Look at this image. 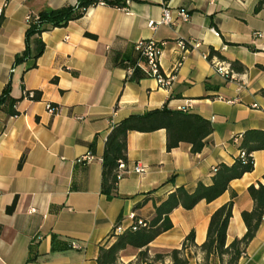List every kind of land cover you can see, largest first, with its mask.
I'll return each mask as SVG.
<instances>
[{
  "label": "crops",
  "instance_id": "0c3cea01",
  "mask_svg": "<svg viewBox=\"0 0 264 264\" xmlns=\"http://www.w3.org/2000/svg\"><path fill=\"white\" fill-rule=\"evenodd\" d=\"M257 1L97 3L64 26L42 31L36 37L44 42L42 53L16 62L25 48L27 16L73 0H0V93L9 83L11 95L18 98L17 114L8 116L0 109V264H97L99 247L115 239L111 234L119 217L124 227L131 223V213L147 219L152 202L175 186L209 184L216 164L234 160L239 153L235 136L249 128L264 129V7L254 11ZM165 6L173 18L185 10L189 19L150 28L148 21L159 20ZM34 39L29 42L31 53ZM140 39L162 43L159 65L165 76L171 75L169 84L152 76L129 80L126 68L113 64L114 51L130 54ZM211 49L222 57H209ZM231 61L245 69L233 70ZM218 65L227 73L217 70ZM24 90H34L39 98L25 97ZM47 102L57 106L55 112L46 109ZM164 105L211 122L213 130L203 148L193 153L189 143L180 142L167 150L164 128L129 131L124 174L116 195L107 198L100 182L111 126L129 114ZM87 151L94 157L79 162ZM252 157L253 169L232 179L218 197L170 212L172 226L145 247L148 263L132 246L120 251L118 263L173 264L169 255L154 256L180 248L193 230L196 246L190 255L183 253L186 264H219L217 258L205 262L199 247L211 213L232 192L225 244L245 233L241 212L253 207L248 185L264 182V149L253 151ZM136 164L144 167L142 172L134 170ZM147 195V201L135 208ZM14 199V209L8 212ZM71 242L81 247L72 248ZM226 259L224 255L223 264ZM237 264H264V215Z\"/></svg>",
  "mask_w": 264,
  "mask_h": 264
},
{
  "label": "trees",
  "instance_id": "16d2710c",
  "mask_svg": "<svg viewBox=\"0 0 264 264\" xmlns=\"http://www.w3.org/2000/svg\"><path fill=\"white\" fill-rule=\"evenodd\" d=\"M98 1L77 0L76 5L67 4L57 8L40 10L36 13L37 18L31 15L25 30V48L21 54L16 56L15 61L19 62L27 57L37 58L44 49V42L36 38L42 31L56 26H64L68 21L81 17L88 6L95 5ZM101 1L111 6H123L125 4V0ZM263 7L264 0H258L254 11H258ZM85 34L95 37L94 34L89 32H85ZM32 37L35 38V42L31 53L29 42ZM213 54L222 57L216 50L211 49L209 57ZM112 61L113 64L124 68L133 65L132 73L127 75L129 80L139 81L144 77L150 76L145 61L140 58V52L135 49L134 44L130 54L122 53L120 50L114 51ZM230 66L235 71H243L245 69V66L239 61H231ZM38 98L39 93L35 92L30 99ZM17 101L18 98L11 95L10 84L7 83L0 93V109L4 110L8 116L15 115L17 114L15 108ZM159 128L166 130L167 150L177 146L180 142H187L190 144V150L193 153L199 152L203 148L206 137L213 130L211 122L199 114L186 112L181 109H171L166 105L161 108L148 110L142 114H129L120 119L108 131L102 152L100 190L107 198L116 195V184L124 174L119 165L123 163L125 167L128 161L127 133L132 130L153 131ZM235 137L239 139L237 147L239 151L244 152L243 156L238 153L230 164L224 162L216 164L211 170V182L209 184L198 181L192 189H188L183 185L175 186L164 198L159 201H153V211L149 218L143 219V223L138 224L136 222L138 217L135 216L133 221L122 232L114 235L115 239L112 243L99 247L97 264H119V253L127 246L139 248V259L148 263L145 247L157 235L172 226L169 214L174 208L181 206L185 209H190L202 199L209 202L228 189L229 182L232 179L239 178L245 172L251 171L254 166L252 152L264 149V129L249 128ZM22 162L23 156L19 159L18 166ZM247 192L253 200V207L251 210H243L241 212L246 231L240 238H234L228 245L225 244L226 230L231 217L235 193L232 192L231 198L211 213L206 238L199 247L204 253L205 262H213L212 259L217 258L219 264H223L224 255H227L225 264H237L246 245L254 237L264 215V182L258 181L257 183L249 184ZM148 198L149 195L143 201L136 203L135 208L143 205ZM14 206L15 199L6 210L11 212ZM119 222L120 217L115 225ZM195 246L194 232L190 230L180 248H173L165 253H157L154 257L162 258L164 255H169L173 264H186L187 258L183 256V253L188 251L187 254L190 255V248Z\"/></svg>",
  "mask_w": 264,
  "mask_h": 264
},
{
  "label": "built area",
  "instance_id": "2783aa9c",
  "mask_svg": "<svg viewBox=\"0 0 264 264\" xmlns=\"http://www.w3.org/2000/svg\"><path fill=\"white\" fill-rule=\"evenodd\" d=\"M130 0H125V3H129ZM98 3H103L101 0L98 1ZM77 4V0H73L72 5H76ZM178 19L180 21H187L189 19V14L185 11V10H179L178 11ZM34 15L35 18H37L36 14H31ZM31 15L27 16V22L30 20ZM176 18H173L171 15L170 10L168 9V7H163L162 10V16L159 20L154 21V20H149L147 25L154 29L157 27V25L159 24H172L175 25L177 24V20ZM181 45L184 46V43L181 42ZM135 49L138 50L140 52V58L143 59L145 61V65L146 68L150 74V76L154 77L157 82H159L160 84H169V80L171 79V75L165 76V74H163V72L160 69V65H159V54L161 51V46L162 43L157 42L153 39H140L137 40L134 43ZM218 62H215V64ZM133 70V65H129L128 67H126V72L127 75H130L132 73ZM217 70H219L220 72L226 74L227 70L222 67L221 65L217 66ZM34 90H24L23 94L25 97L27 98H32L34 96ZM46 109L49 112H55L57 109V106L52 104L51 102H47L45 104ZM240 155H244L243 151H239ZM94 157L93 153L91 151H87L86 153L82 154L81 156H79V158L77 159L79 162H83V163H87L89 162L92 158ZM124 165L123 163H120L119 168H123ZM144 169V167L140 164H136L134 167V170L136 172H142ZM34 210V209H31ZM131 222L133 221V219L135 218L134 213H131L129 215ZM136 222L138 224L143 223V219L142 218H136ZM126 227H124L120 222L117 223L112 230V234L116 235L120 232H122ZM134 228V226H133ZM71 247L72 248H80L81 246L77 243V242H71Z\"/></svg>",
  "mask_w": 264,
  "mask_h": 264
}]
</instances>
